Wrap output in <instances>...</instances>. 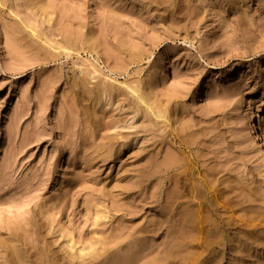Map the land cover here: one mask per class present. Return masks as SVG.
<instances>
[{"label":"rangeland","instance_id":"1","mask_svg":"<svg viewBox=\"0 0 264 264\" xmlns=\"http://www.w3.org/2000/svg\"><path fill=\"white\" fill-rule=\"evenodd\" d=\"M263 97L264 0H0V264H264Z\"/></svg>","mask_w":264,"mask_h":264},{"label":"bare ground","instance_id":"2","mask_svg":"<svg viewBox=\"0 0 264 264\" xmlns=\"http://www.w3.org/2000/svg\"><path fill=\"white\" fill-rule=\"evenodd\" d=\"M88 64H86V62L82 61V62H80L79 65L82 67L85 66L86 68H88L87 70H89V72L94 73L97 71V69L93 65L89 68ZM109 96H111V93H104V97H109ZM261 100H262V103H264V97ZM146 104L148 107H150V105L148 103H146ZM258 109H259L258 107H256V109H254L249 103H247V107L245 109V112L243 113V115H241L240 123H241V129L245 134L246 140L252 144H257L258 146H261V148H262L261 153L264 156V127H259L258 124L256 123V116H257L256 112ZM168 160L173 161L174 157L169 156ZM197 198H199L198 195L194 194L192 196L191 203L197 204V208H199L200 200H198ZM182 201H184V199ZM179 203H180V201H177V200L174 201L172 209L169 210V212H168L169 217L167 218V221H168L169 225L167 226L166 229L169 230V228H170V234H168V236H165V238L168 240V245L164 246L163 249H161V253H162L163 258L168 257V256L172 255L173 253H179L180 251H182L183 250L182 247L186 243V238L191 236V234H190L191 230H196V231L200 232L203 229V224H197L201 221V219H199V220L196 219L200 210L199 209L194 210V209H190V208L186 207V208L182 209L181 211L179 210L178 213H176L174 209L177 206H179ZM143 239H146V238L145 237H139V238L137 237V238L133 239V241L131 243L135 242L136 244H139L138 249L133 251V253L139 254L140 249H142L144 247L145 248L146 247H150V248L154 247V245H152V244L149 245L146 243L144 246V243L142 241ZM126 243L131 244L130 242H126ZM190 243H191V239H189V244ZM157 248H156V250H157ZM157 253H160L159 249L157 250ZM161 253H160V255H161ZM157 258H156V255L151 257V259L149 258L150 264H156V263L158 264V261H160V260Z\"/></svg>","mask_w":264,"mask_h":264}]
</instances>
